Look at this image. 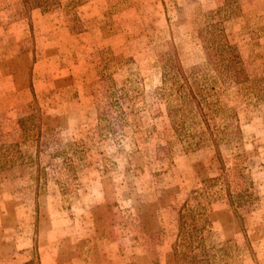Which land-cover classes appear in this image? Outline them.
<instances>
[{
	"label": "rangeland",
	"instance_id": "rangeland-1",
	"mask_svg": "<svg viewBox=\"0 0 264 264\" xmlns=\"http://www.w3.org/2000/svg\"><path fill=\"white\" fill-rule=\"evenodd\" d=\"M0 264H264V0H0Z\"/></svg>",
	"mask_w": 264,
	"mask_h": 264
}]
</instances>
